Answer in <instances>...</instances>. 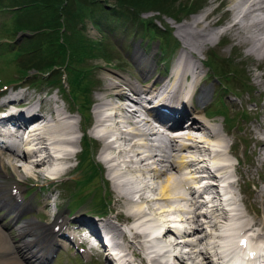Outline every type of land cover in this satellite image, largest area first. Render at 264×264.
Listing matches in <instances>:
<instances>
[{
  "label": "bare ground",
  "instance_id": "1",
  "mask_svg": "<svg viewBox=\"0 0 264 264\" xmlns=\"http://www.w3.org/2000/svg\"><path fill=\"white\" fill-rule=\"evenodd\" d=\"M224 1L229 4V18L220 28L218 20L213 17L217 7L179 20L176 31L183 44L175 67L165 77L159 75L150 80L155 71L156 48L146 52L139 45L135 46L132 58L147 75L140 84L123 72L104 71L102 74L103 90L96 96L93 106L95 121L91 131L102 143L99 159L105 165L118 206L123 207L114 217L124 214L133 220L129 223V232L112 219L102 220L107 239L96 233L97 239L85 235L83 240L100 255L105 253L104 258L111 264L112 248H119L123 255L130 248L129 253L141 256L142 264H216L215 261L224 258L226 264H231L232 256L243 254L247 263L264 264V100L257 107L263 115V123L246 127L257 147L252 158V165L259 174L256 182L260 183L253 200L257 207H261L257 215L246 206H240V199L245 201V197L239 198L234 190L236 180H228V176L234 175L230 157V153L236 155L234 141L226 138L223 132L230 134L225 120L209 117L206 111L212 89L202 83L201 66L206 63L201 62L199 56L205 48L215 47H209L212 40L225 34L239 53L251 56L257 68L264 69V0H222L221 3ZM246 72L249 74L247 69ZM253 76L250 79L258 84V77L264 73ZM21 88L24 84L20 83L4 91L5 98L1 102L3 108H12L0 115V136L13 137L16 148L0 138V208L8 207L15 212L11 224L19 239L14 236L10 225L5 226L9 231L0 225V247L8 253L2 258L6 264H26L19 254L26 258L27 252L30 253V264H44L56 245L67 244L72 232L66 230V215L61 213L52 220L48 211V219L43 222L32 218L17 225L16 220L33 205L23 201L20 185L28 178L41 180L73 169L70 162L78 152L74 147L80 124L68 106L59 104L56 95H41V92L38 96L27 95ZM148 98H154L155 103L149 105ZM20 105H25L28 112H23ZM142 105L146 108L142 109ZM23 133L26 138L24 146H20ZM239 163L235 164L236 172L240 171ZM47 165L52 169L43 168ZM186 167L192 169L186 171ZM133 176L135 181L131 178ZM148 176L150 183L145 179ZM10 182L14 184L9 187ZM147 190L152 192L149 194ZM221 190H224L222 194L231 192L233 198L236 216L231 224L227 223L230 211L217 199ZM230 207L228 201L227 208ZM81 214L73 220L86 222L95 234L97 227L92 218H81ZM208 226L210 233L214 231L209 239L213 241L215 254H221L215 260L207 242L205 229ZM238 236L243 237L245 243L231 244ZM73 237L75 242L76 239L82 240L77 234ZM15 238V242L19 241V248L14 246ZM168 238L172 240L166 242ZM125 239L128 248L122 243ZM155 240L156 244H162L161 249L168 247L162 257L158 252L151 254ZM86 251L91 253L90 249ZM167 253L170 257L165 258ZM123 264L136 263L127 257Z\"/></svg>",
  "mask_w": 264,
  "mask_h": 264
},
{
  "label": "rangeland",
  "instance_id": "2",
  "mask_svg": "<svg viewBox=\"0 0 264 264\" xmlns=\"http://www.w3.org/2000/svg\"><path fill=\"white\" fill-rule=\"evenodd\" d=\"M7 1L8 0H0V76L2 80L0 82L6 83L5 85L0 86V95L3 94L4 91L12 89V86H17V85L19 86L20 83L25 85V87L21 89L23 90L25 89L27 95L34 94L38 96L40 92L41 95L42 94L48 95V93L49 95H56L59 104H61L62 106H68L70 110L74 112L73 117L75 121L77 123L79 121L80 127L76 131L77 144L74 147V149H76V151L78 150L79 152L80 148L82 147L81 139H82L83 131L81 124L83 125L84 120L82 122V118L79 111L76 109V107L73 106L72 101L69 98V94L67 91L68 88H70V84H69V78L66 74V69H63V75H62L63 86L59 81H53V82L48 81V78H45L47 76L46 74H38L39 76L35 78H37L39 84H33L32 81L33 79H35L34 70L31 71V75L26 79H22L16 82H8L11 81L10 79L12 78V74H14V72L16 73V69H15L16 61L14 60V49H16L17 46L20 45L25 40L27 35H31V34L18 32L16 33V35H12L11 31L7 29L8 26H12L11 8H13V7L10 8L4 6L6 5L5 2ZM94 1L95 2L90 7L91 11L86 12L84 14L85 17L83 23L81 24L85 26L86 32L90 35V37L92 38L103 37L104 40H108L109 42H111L115 46L116 54L119 56V58H121L119 60V64L117 63L115 64L114 61L109 63L108 61L102 58H93L90 61L93 64L92 75L95 78V83L92 88V93L90 94L92 100L91 108H90L91 119L86 122L89 125V128L86 131V133L88 134V136L95 139L96 148L92 156L94 158V161L100 163L102 166L100 169V175L99 176L98 174L95 175L91 182H89L85 186H82L81 189L82 192H80L79 190L78 191L79 193H77L76 196L72 195L71 193L74 190H77L78 188L79 185L78 182L81 181V180L78 181L77 179H82L86 172L84 167H80V168L76 167V164L78 163V159H79V154L77 152V155L73 158L72 161L74 168L68 173V175L66 174H65L66 176L62 175L61 178L59 179H54L53 177L47 176L44 179H41L42 181L35 180L34 178H28L25 184L20 185V190H21V195L24 197L23 201L29 202L31 205L32 204L33 205L31 209L26 210L24 213L20 215L19 219L16 220L17 225L21 224L25 220L32 218L41 222L42 220L48 219L49 214H47V211L51 212L52 220L54 218L56 219L61 213H63L64 215L67 216V220H66L67 222L65 224L66 230L68 229L71 232H73V234H77V236L81 239H83V236L85 235L94 238V234H92L90 228L81 220L75 221L73 219H77L78 218L77 214L79 213H82L81 216H83V213L88 216H92V214H94L91 213L90 211L94 210L92 204L93 201L97 199V194L103 192L102 194L103 195L105 194L107 196L109 201L108 208H111V212L108 216L111 215L114 216L115 214L118 213L119 209L120 210L123 209L122 206H118V200H116V193L114 192L112 183L107 177L105 172V165L99 159V152L101 150L102 143L92 134L91 131L92 127H94V121H95L93 106L95 105L96 96L100 93L101 90H103L102 88L103 72L104 71H107V73L123 72L126 74V76L130 77L135 82H137V84H140V81H142L143 78H147V75L145 74L144 76L139 75L136 70V67L132 62V54L134 53L135 46L139 45L146 52H151L154 48H156V55L154 57L156 62V64L154 63L155 71H154V75L151 78L148 76L150 80H153L155 78L157 79L159 75L165 77L175 67L174 65L177 63V59L181 51L180 48L183 44L182 38L179 36V34L176 31V25L180 22L179 20L183 21L187 18L188 19L192 18L194 15L200 14L203 11L206 12L215 7H217V9L214 11L213 17L218 20L217 22L218 28H220V26L227 24L229 18V12L227 13V8L229 4L227 3V1L221 3L222 0H216V1L204 0V4L198 10L192 12L191 14H187L182 18H179L178 20L174 19L173 17H170L167 14H161L158 10H149L143 12L142 14L143 17L153 16L154 18L153 22H155L156 24L162 27L167 26V28L172 30V33L178 39V42L175 43V45H173L166 52L167 54L166 55L163 54L162 52L160 53L161 46L157 40H153L155 39V37L153 38L152 34L146 33L145 38H141L140 34L134 32L133 27L123 28V22L127 20V16L123 14L124 11L121 10L122 7L116 5L115 0H94ZM72 7L75 8L76 3H73ZM94 17L100 18L99 20L103 23V26H106L105 24H107L113 30L111 29L107 30L106 33L103 34L101 30H99V28H97L93 24ZM212 45L215 46L214 48L218 50V52L222 56L233 57L236 63H241V67H244L245 71L247 69L249 74H251L249 78H251V76L253 75H254L253 77L255 78L256 73H264L263 68L261 70L257 68V64L255 61H253V58L251 56H248L244 53H239L240 51L236 47L232 46V42L231 40H229L227 35L224 34L221 37L219 35L215 40H212L211 44H209V47ZM208 49L205 48L203 52L199 54L201 62L204 61L205 63ZM163 58L165 59L163 62H161ZM201 67H202L201 75L203 77L202 83H204L208 87H211L212 89L211 92L212 98H210L211 102H209L206 111L210 113L208 114L210 115L209 117L217 118L218 121L225 120L224 122L230 134H227V131H223V132L225 133L226 138H228L232 142L234 141L233 149L236 152V155L230 153L231 161L234 164L231 166V170L234 175L233 177L228 176V180H230L231 178L236 180L234 183L235 185L233 187L234 190L238 192L239 198L245 197V201L240 199L239 202L240 206L242 205L241 207L243 208L246 206V208L251 209V211L254 214L259 215L258 210L261 207L260 206L257 207L253 201L256 187L260 184L259 182H256V180L259 179L258 178L259 174L255 170L256 167L252 165V158L253 156H255L256 153L255 151H257L256 150L257 147L255 142L251 141L252 139H250L249 132L246 127L249 124L253 126H259V124L263 123L262 120L263 115L261 112L257 111V107H258V103L264 100V76L258 77L259 79V81H257L258 84H256L255 81L253 82V80L250 79L249 82L250 87L245 88V86H242L241 84L237 83L233 87L234 92L233 91L225 92V90L223 89V85H221L218 80H214L212 75L208 73L210 71V68L206 65ZM58 73L59 71L56 72V74ZM49 76H50L49 78H51L53 75H49ZM221 97L223 99L220 100L221 101L220 102L219 99ZM1 101H3V99L0 97V102ZM43 107H45V105H43ZM218 107L222 108V110L224 109V112L218 109ZM0 109H6V108H3L0 103ZM245 111L247 113L246 114L247 116H240V112H245ZM67 113H71V112L67 111ZM226 116H228L229 119L231 120H227ZM116 149L117 148H115V150ZM239 161L240 163L238 166H240V171L236 172L235 164H238ZM250 167L252 168V170ZM43 168L52 169L50 165L44 166ZM189 169L191 170L192 168L186 167L185 170L190 171ZM131 178H133V181H135L134 176ZM145 179L148 180V182L150 183L151 178H149V176L146 177ZM159 182L160 181L156 182L157 186L160 184ZM12 184H14V182H10L7 185L10 187ZM226 185L227 184H225L224 189H226ZM223 191L224 190H221V193H219L217 196V199L219 201H221L219 197L223 195L222 194ZM150 192L152 191L147 190V193L150 194ZM228 193L231 194V192ZM78 197H84L83 198L84 202L76 210L73 211V209L78 203L77 200ZM47 200H49V204H48L49 206L46 205ZM223 205H225V202L223 203ZM94 212L97 213V211ZM14 215L15 212H13L10 208L8 207L0 208V225L4 227L7 231H9V229L7 228L10 225V229H12L14 236L17 239H19V235L14 230L11 224L13 223V219L15 217ZM118 215L121 216L122 218L121 221L123 222L118 225L122 226L129 232L130 231L129 223L133 219L130 220L124 214L123 215L118 214ZM151 215L152 213H150V217ZM123 219L125 221H123ZM147 222L149 225L150 224L149 221ZM16 238L13 240V243L14 246L16 245L19 248V241L15 242ZM193 238H194L193 241H195L196 236H194ZM190 239H192V237ZM170 240L168 238L166 242ZM76 243H77V239H76ZM122 243L124 246H127L126 239L122 240ZM153 245L154 248L152 246L151 250L155 249L156 252L161 250L160 254L163 255V252L167 246L161 249L162 244H158V243L156 244V240H155V244ZM174 247L176 248V250L178 249L177 246L174 245ZM86 249H90L91 253L87 252ZM116 249L119 250V248ZM129 250L130 248H128L127 250V253L125 255L126 258L129 257L130 259H133L134 263L136 264H142L141 256L133 255L132 253H129ZM95 251L96 250L91 249L89 247V243L85 240L78 244L67 243L62 245H56L50 258L44 264H111L107 262V260L104 258L106 257L105 253H103V255L101 253L100 255L97 251L96 252ZM153 252L154 251H152L151 254ZM14 253H18V252L14 250ZM168 253L165 255V258L170 257ZM0 254H1L0 260H2L3 264H6L5 260L2 258L8 256V253L3 252L0 247ZM29 254H30L29 252L26 253L25 255L27 256L26 258L22 254H19L20 258L26 264L31 263ZM197 258L198 260H200L201 255L198 254ZM2 263L0 262V264Z\"/></svg>",
  "mask_w": 264,
  "mask_h": 264
},
{
  "label": "trees",
  "instance_id": "3",
  "mask_svg": "<svg viewBox=\"0 0 264 264\" xmlns=\"http://www.w3.org/2000/svg\"><path fill=\"white\" fill-rule=\"evenodd\" d=\"M94 2V0H8L4 5L13 7L11 8L12 26L7 28L11 34L16 35L18 32L31 34L14 49L17 74L14 72L11 81L8 82L26 79L34 70V78L39 76L38 74H46L45 78H48V81H59L62 84L63 69H66L70 84L67 92L73 106L81 112L84 124L91 117L90 94L95 83L91 59L102 58L109 63L114 61L115 64H119L121 59L111 42L104 40L103 37H90L85 26L81 24L84 14L91 11L90 7ZM73 3H76L75 8L72 7ZM115 3L122 7L123 14L127 16L123 28L133 27L134 32L140 34L141 38H145L146 33L152 34L153 38L155 37L153 40L159 41L161 52L166 54L178 39L167 26L162 27L153 22V16L143 17V12L158 10L161 14L179 19L198 10L204 4V0H115ZM99 19L94 17L93 24L103 34L107 30H113L107 24L103 26ZM205 63L209 66L212 77L223 85L225 92H234L233 87L237 83L245 88L250 87V78L244 67H241V63H236L233 57H224L212 47L207 52ZM58 71L59 73L56 74ZM49 75L53 76L49 78ZM0 81H2L1 76ZM32 83L39 84L37 78L33 79ZM5 84L0 82V86ZM222 99L221 97L219 101ZM218 109L224 112V109L219 107ZM246 114V111L240 112V116H247ZM226 118L231 120L228 116ZM84 129L79 166L84 167L86 172L81 181L78 180L80 182L77 190L71 193L74 196L79 190L82 192V186L91 182L95 175H100L102 167L92 156L96 148L95 139L88 136L86 128ZM102 193L97 194V199L93 201V211L109 210L108 198ZM83 198H77L78 203L73 210L82 205Z\"/></svg>",
  "mask_w": 264,
  "mask_h": 264
}]
</instances>
